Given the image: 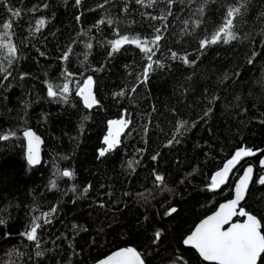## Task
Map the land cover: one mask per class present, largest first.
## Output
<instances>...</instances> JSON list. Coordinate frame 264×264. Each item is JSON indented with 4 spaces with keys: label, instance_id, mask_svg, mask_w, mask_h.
<instances>
[{
    "label": "trees",
    "instance_id": "obj_1",
    "mask_svg": "<svg viewBox=\"0 0 264 264\" xmlns=\"http://www.w3.org/2000/svg\"><path fill=\"white\" fill-rule=\"evenodd\" d=\"M230 7L241 9L235 39L201 46ZM5 31L16 51L0 47V264H94L132 246L146 264H214L184 239L249 163L257 175L243 207L264 226V0H0ZM124 36L152 53L114 51ZM89 77L92 107L77 95ZM123 113L132 123L122 145L101 156L108 121ZM27 128L44 138L35 167ZM240 148L262 152L212 188Z\"/></svg>",
    "mask_w": 264,
    "mask_h": 264
},
{
    "label": "snow or ice",
    "instance_id": "obj_2",
    "mask_svg": "<svg viewBox=\"0 0 264 264\" xmlns=\"http://www.w3.org/2000/svg\"><path fill=\"white\" fill-rule=\"evenodd\" d=\"M79 3V0H77ZM243 5H241L242 7ZM240 7L232 8L230 7L227 10V15L223 25L218 29V31L212 36L211 40H205L201 42V46H204L208 43H216L223 37L225 38L224 42H228L230 39H235V35L232 32L233 19L236 14L240 12ZM11 11V9L9 10ZM14 16L19 15V11L13 12ZM44 20L38 21V25L42 27L44 25ZM3 29L8 30L12 27V22L8 21L2 25ZM38 30V29H37ZM8 32L5 31L0 35V47H6L9 53L14 54L16 49L15 46L8 43L5 44L3 37L8 36ZM160 36L157 35L152 41L153 44L156 41H159ZM124 43H135L137 44L142 51L145 53H152V49L147 47V41L141 42L139 37L130 39L127 36L121 37L112 42L113 50H118L119 47ZM91 47V45H88ZM175 56V54H173ZM65 59L67 56L65 55ZM151 60V55L148 57ZM187 62V59L184 58ZM152 64L147 65V70H150ZM6 71V69H0V72ZM92 79L91 77L85 83L84 88L80 89V95L84 97V102L88 107H92L97 103L95 97L91 93ZM63 92H68V86L63 85ZM48 95L56 96L57 92L53 90V87L49 85ZM110 125H124V121H110ZM14 135V133H12ZM28 137L29 142V154L28 161L30 164L39 163V153L38 147H33V142L38 145L39 138L34 136V133L27 131L24 133ZM113 134L110 131L109 136L105 137L107 143V148L100 151V155L103 156L106 151L112 149L118 141L115 139H109ZM0 138L8 139V136H0ZM254 155L250 149L240 148L234 154V156L227 161L224 168L221 171H218L215 176L212 178V188L218 187L221 183H224L228 172L234 166L241 157ZM155 159V157H153ZM264 164V161H262ZM131 166V162H130ZM253 169L251 167L247 168L243 177L240 178L238 184L235 188V198L229 201L226 204L220 206V210L214 215L209 216L203 220L189 235L185 240L184 244L191 245L194 247L199 255L205 261L214 262V264H264V259H262V254H264V226H262L261 221L254 215L240 209L239 212L236 211L237 205L244 198L245 193L248 188V184L251 180V174ZM64 176L72 175L71 172L65 171L62 173ZM163 176L157 175L156 180L158 182H163ZM259 183L264 184V177H261ZM54 186V185H53ZM87 191V189H85ZM55 211V209H53ZM176 209H170L166 215H171L172 212H175ZM235 215L245 216L246 220L243 223L236 222L232 223L226 229L225 225L229 224L231 218ZM4 221L0 220V224H3ZM40 227L39 224L33 223L30 231L25 233L29 240H37V229ZM156 238L160 237V232L155 233ZM40 255V253H37ZM101 264H144L143 260L140 258V254L134 248L122 249L115 252L113 255L109 256L105 261H102Z\"/></svg>",
    "mask_w": 264,
    "mask_h": 264
},
{
    "label": "water",
    "instance_id": "obj_3",
    "mask_svg": "<svg viewBox=\"0 0 264 264\" xmlns=\"http://www.w3.org/2000/svg\"><path fill=\"white\" fill-rule=\"evenodd\" d=\"M125 44H127V43L122 44V45L119 47V49H120L123 45H125ZM87 80H88V79H87ZM87 80H86V81H87ZM86 81H85V83H86ZM85 83H84V84L78 89V91H77V95H78V97L82 100V102H83L84 104H85V102H84V97H83L82 95H80L79 93H80V89H81V88H84ZM91 93H92V95L95 97V99H96V101H97V92H96V87H95V83L93 82V80H92V85H91ZM85 105H86V104H85ZM94 105H95V104H94ZM86 106H87V105H86ZM120 120H123V121L125 122L123 126H121V125H110V123H109L110 121H120ZM131 123H132V120H131L130 118L127 117V114H126V113H123V115L120 116V117H115V118L110 119V120L108 121V129H107V133H106V135H105V136L103 137V139H102V143H103V145H104V148H103V149L107 148V143H106V141H105V137H108V136H109V132H110V131L112 132L113 135H112L111 137H109V139H115V140L118 141L117 143H115V145H114V147H113L112 149H115V148L121 146V145H122V141H123V137L125 136V134H126L127 131L129 130V128H130V126H131ZM27 131H31L32 133H34V136H35V137H38V138H39V143H38V145L35 143V141L33 142V147H34V148L38 147V153H39V163H36V164H30L29 161H28L29 142H28V137H26V136L24 135V133L27 132ZM23 136H24L25 143H26L25 154H26V160H27V162H28L31 166H33V167L40 165V164L42 163V160H43V145H44V138H43V136L40 135V134H39L35 129H33V128H27V129H25V130L23 131ZM112 149H110V150H112ZM101 150H102V149H101ZM108 151H109V150H108ZM108 151L105 152L104 156L107 154ZM251 151H252V150H251ZM252 152L254 153V155L241 157V159H240V160H239L234 166H232V168L230 169V171H229L228 174H227V177H226L224 183H221L217 188H222V187H224L226 184H228V182H229V181L231 180V178H232V175H233L235 169H236V168H237L242 162L246 161L247 159H250V158H253V157L259 155V154L262 152V150H255V151H252ZM230 159H231V158H230ZM230 159H228V160H230ZM228 160H227V161H228ZM227 161L224 163V165H223L219 170H217V171L215 172V174H216L218 171H221V170L224 168V166H225V164L227 163ZM262 161H264V157L261 159V164H262ZM262 165H264V164H262ZM249 167H251V168L253 169V172H252V174H251V180H250V182H249V184H248V188H247V191H246V193H245L244 198H243V199L239 202V204L237 205V209H236V211L239 212L240 209H243L244 211H246V212H248V213H250V214L256 216V217L260 220V218H259L256 214H254V213L251 212V211H247V210L243 207V204L245 203V201H246V199H247V197H248L249 191H250V189H251V187H252V185H253V182H254V180H255V178H256V175H257V167H256V165H255L254 163H249V164H246V165L244 166L241 175L236 179L235 184H234V187H233V195H232V197L229 198V199H227V200L222 201V202L218 205V207H217L212 213H210V214H208L207 216H205L204 218H202V219H201V220H200V221L194 226V228L192 229V231H191V232L185 237V239H186L189 235L192 234V232L195 230V228H196V227H197V226H198L203 220H205V219L208 218L209 216H212V215H214L216 212H218V211L220 210V206H221L222 204H226V203H228L229 201H231V200H233V199L235 198V188H236V185L238 184L240 178L243 177V175H244L246 169L249 168ZM215 174H214V176H215ZM245 220H246V217H245V216L235 215V216H233V217L231 218L229 224H227V225L224 226V228L226 229V228L229 227L232 223H236V222L243 223ZM260 221H261V220H260ZM261 224H262V222H261ZM185 239H184V240H185ZM184 245H185L186 247H190V248L195 249V248L192 247L191 245H186V244H184ZM127 248H134V249L140 254V258L143 260L144 264H146V261H145L144 257L142 256L141 252H140L136 247H134V246H132V247H121V248H118V249L114 250L113 252H111L110 254H108L107 256H105V257L99 259V260L96 261L94 264H101L102 261H105L109 256L113 255L115 252H117V251H119V250H122V249H127ZM195 250H196V249H195ZM196 251H197V250H196ZM197 252H198V251H197ZM198 254H199V253H198ZM200 257H201V256H200ZM201 258H202V257H201ZM202 259H203V258H202ZM204 261H205V260H204ZM206 262H209V261H206ZM209 263H214V262H209Z\"/></svg>",
    "mask_w": 264,
    "mask_h": 264
}]
</instances>
